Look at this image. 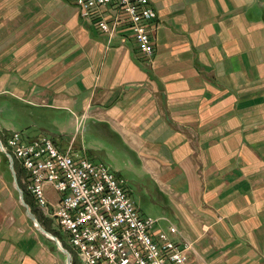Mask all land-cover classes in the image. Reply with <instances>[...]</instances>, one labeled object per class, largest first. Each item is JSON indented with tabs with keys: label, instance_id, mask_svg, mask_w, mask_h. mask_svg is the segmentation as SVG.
<instances>
[{
	"label": "crops",
	"instance_id": "1",
	"mask_svg": "<svg viewBox=\"0 0 264 264\" xmlns=\"http://www.w3.org/2000/svg\"><path fill=\"white\" fill-rule=\"evenodd\" d=\"M148 3L151 55L127 19L108 41L76 0H0V99L69 107L118 137L196 264H264V0ZM14 173L2 156L0 264H67Z\"/></svg>",
	"mask_w": 264,
	"mask_h": 264
},
{
	"label": "built area",
	"instance_id": "2",
	"mask_svg": "<svg viewBox=\"0 0 264 264\" xmlns=\"http://www.w3.org/2000/svg\"><path fill=\"white\" fill-rule=\"evenodd\" d=\"M76 5L83 19L96 17L108 41L127 19L139 50L153 54L150 29L156 13L148 0H76ZM107 7L114 13L102 16ZM83 149L73 140L61 148L47 136L19 131L0 137L1 154L24 169L26 190L65 234L70 264H196L189 256L191 242L174 241L171 235L179 234L174 225L164 230L159 218L140 213L121 175ZM49 191L58 194L53 201Z\"/></svg>",
	"mask_w": 264,
	"mask_h": 264
},
{
	"label": "rangeland",
	"instance_id": "3",
	"mask_svg": "<svg viewBox=\"0 0 264 264\" xmlns=\"http://www.w3.org/2000/svg\"><path fill=\"white\" fill-rule=\"evenodd\" d=\"M4 100L0 99L1 138L10 131H19L26 137L44 135L52 139L61 148L66 147L71 142L70 140H73L74 145L82 146L85 149L84 151L81 147L88 158L95 162H104L121 175L125 181V188L136 203L140 213L153 218L160 217L163 214L161 211L162 199L159 197L155 185L142 169L137 156L131 150H128L127 146L121 140H118V137L107 133L92 121L81 120L79 126L76 127L74 111L70 110L69 107L51 108L17 102L12 99H10V103L4 105L2 103ZM1 128L5 129V133H1ZM1 155L0 152V161L2 159ZM5 157L9 166L11 165L12 170L15 172L17 186L22 190V195L24 189L29 196V200H31L30 205L23 196L24 202L29 205L36 221L43 226L48 225L54 228L59 239L69 249L67 241H65L66 236L61 232L55 219L38 207L33 197L26 190L27 174L24 169L15 160L11 163V159L6 155ZM48 195L51 201L56 199L55 195L58 196L57 193L51 191L48 192ZM161 224L160 222L159 225Z\"/></svg>",
	"mask_w": 264,
	"mask_h": 264
},
{
	"label": "water",
	"instance_id": "4",
	"mask_svg": "<svg viewBox=\"0 0 264 264\" xmlns=\"http://www.w3.org/2000/svg\"><path fill=\"white\" fill-rule=\"evenodd\" d=\"M10 167H11V169H12V166H11V165H10ZM15 187H16V189L18 190V192L20 193V199H19V200H20L21 204L25 206V208H26V214L28 215V217H30V218L34 221V223L37 225V227H38L40 230L44 231V230L42 229V227L39 225V223L36 221V218L34 217L33 213L31 212L29 205H27V204L24 202V200H23V195H22V190L17 186L16 183H15ZM46 233H47V232H46ZM47 234L50 235V236L52 237V239L55 240L57 246H58V247H59V248L65 253L64 255H66L67 263L70 264V258H71V256H70L69 251L61 245L60 241L58 240V238H57L56 236L51 235V234H49V233H47Z\"/></svg>",
	"mask_w": 264,
	"mask_h": 264
},
{
	"label": "trees",
	"instance_id": "5",
	"mask_svg": "<svg viewBox=\"0 0 264 264\" xmlns=\"http://www.w3.org/2000/svg\"><path fill=\"white\" fill-rule=\"evenodd\" d=\"M1 156H3V158L5 159V160H7V158L5 157V155L4 154H2ZM20 186V185H19ZM22 189H23V187H22ZM23 196H24V199H25V201L28 203V204H30L31 205V200H29V196L27 195V193L24 191V189H23ZM30 202H29V201ZM45 227H46V229L49 231V232H51L52 234H54L55 236H57L58 237V235H57V231L54 229V228H52V227H50V226H46V225H44ZM59 238V237H58ZM60 240V239H59ZM61 241V240H60ZM63 244V243H62ZM63 246L64 247H66L67 248V246L65 245V244H63Z\"/></svg>",
	"mask_w": 264,
	"mask_h": 264
}]
</instances>
